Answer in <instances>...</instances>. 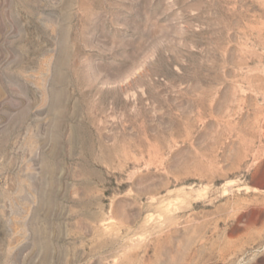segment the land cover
<instances>
[{"label":"rangeland","instance_id":"rangeland-1","mask_svg":"<svg viewBox=\"0 0 264 264\" xmlns=\"http://www.w3.org/2000/svg\"><path fill=\"white\" fill-rule=\"evenodd\" d=\"M0 264H264V0H0Z\"/></svg>","mask_w":264,"mask_h":264}]
</instances>
